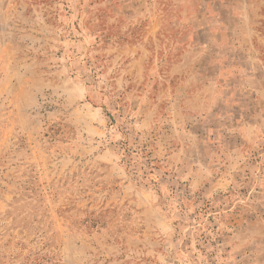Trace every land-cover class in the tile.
Listing matches in <instances>:
<instances>
[{
    "label": "rangeland",
    "instance_id": "1",
    "mask_svg": "<svg viewBox=\"0 0 264 264\" xmlns=\"http://www.w3.org/2000/svg\"><path fill=\"white\" fill-rule=\"evenodd\" d=\"M0 264H264V0H0Z\"/></svg>",
    "mask_w": 264,
    "mask_h": 264
}]
</instances>
